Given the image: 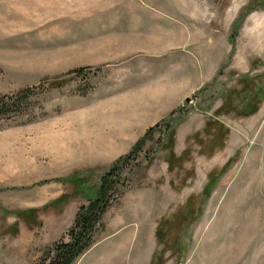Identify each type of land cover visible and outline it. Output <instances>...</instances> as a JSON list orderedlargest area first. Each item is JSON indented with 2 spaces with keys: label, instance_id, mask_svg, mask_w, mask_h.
I'll return each instance as SVG.
<instances>
[{
  "label": "rangeland",
  "instance_id": "374dc122",
  "mask_svg": "<svg viewBox=\"0 0 264 264\" xmlns=\"http://www.w3.org/2000/svg\"><path fill=\"white\" fill-rule=\"evenodd\" d=\"M76 67L0 119V264H38L125 154L74 264H264V0H0V94Z\"/></svg>",
  "mask_w": 264,
  "mask_h": 264
},
{
  "label": "trees",
  "instance_id": "16d2710c",
  "mask_svg": "<svg viewBox=\"0 0 264 264\" xmlns=\"http://www.w3.org/2000/svg\"><path fill=\"white\" fill-rule=\"evenodd\" d=\"M84 67L68 70L57 81L41 80L37 84L23 86L17 90L0 94V119L22 114L25 110L35 108L34 100L46 88L62 85L71 72L82 74ZM153 127H149L150 133ZM129 158V154L121 155L101 174L100 183L95 195L88 194L87 202L81 204L75 213L72 223L64 233L51 245L45 247L38 264H74L95 241L99 230L103 227V215L108 207L122 194L124 182L120 181L122 168L120 160ZM130 160V159H127Z\"/></svg>",
  "mask_w": 264,
  "mask_h": 264
}]
</instances>
